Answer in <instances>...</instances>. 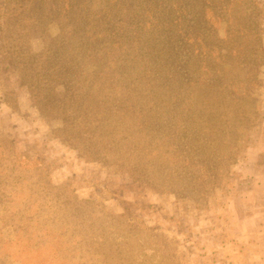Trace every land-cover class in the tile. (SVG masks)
Returning <instances> with one entry per match:
<instances>
[{
    "label": "rangeland",
    "instance_id": "374dc122",
    "mask_svg": "<svg viewBox=\"0 0 264 264\" xmlns=\"http://www.w3.org/2000/svg\"><path fill=\"white\" fill-rule=\"evenodd\" d=\"M21 11L52 83L0 48V264H264V0Z\"/></svg>",
    "mask_w": 264,
    "mask_h": 264
},
{
    "label": "trees",
    "instance_id": "16d2710c",
    "mask_svg": "<svg viewBox=\"0 0 264 264\" xmlns=\"http://www.w3.org/2000/svg\"><path fill=\"white\" fill-rule=\"evenodd\" d=\"M30 0H0V48L3 46H19L23 47L25 46V60H14L13 56H10L9 61L13 62H21L22 64H28V63H34L35 66L30 67V79L24 80V83L28 84L29 88L32 90H35L36 92L40 93V95L43 93V91L47 88L46 86L50 83H52L49 79L50 71H48V66L43 62L39 60H35L33 62V57L39 58V53H36L32 50L30 47V37L31 33L29 30H26L25 28L21 26H25L24 24L27 22V18L22 13L21 9L22 7L26 8L27 3ZM186 1L179 2L178 9L183 10L186 8H183ZM203 16V15H201ZM5 24L9 26L8 28H12L14 32H12L13 36L9 37L7 35V30L5 28ZM8 48V50L10 49ZM41 55V54H40ZM12 62V63H13ZM17 67V66H16ZM19 69H16L18 73L21 72L20 66ZM53 79L58 78L57 74L52 75ZM26 81V82H25ZM28 81V82H27ZM42 84L41 87H38L37 84ZM54 83V82H53ZM51 90V89H50ZM44 105H47L48 100H44ZM65 123L64 127H67V117H64Z\"/></svg>",
    "mask_w": 264,
    "mask_h": 264
}]
</instances>
